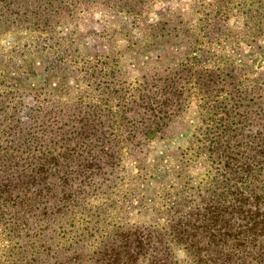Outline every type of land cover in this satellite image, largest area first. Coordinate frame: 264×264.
Returning <instances> with one entry per match:
<instances>
[{
    "label": "trees",
    "instance_id": "1",
    "mask_svg": "<svg viewBox=\"0 0 264 264\" xmlns=\"http://www.w3.org/2000/svg\"><path fill=\"white\" fill-rule=\"evenodd\" d=\"M164 1L0 0V36L30 32L50 40L52 33L93 6L127 14L133 22H140ZM236 1L238 11L245 13V22L232 31L230 41L240 35V29L256 31L249 32L257 44L242 56L246 61L238 63L234 47L225 56L227 62L212 61L207 45H196L188 50L184 61L171 68L167 64L161 74H143L135 83L126 84L119 90L122 95L117 89L123 81L100 79L86 84L95 85L99 94L115 91L121 98L115 102L117 109H132L121 119L130 129L117 126L115 132H102L104 119L98 109H109L107 100L99 103L87 92L71 101L78 110L67 103L57 104L49 92L46 100L57 105L50 111L43 107L47 102L41 104L40 92L21 99L12 91H0L2 129L10 136L7 141L15 143L5 145L7 150L0 154V182L6 180L0 190L8 182L21 184L16 191L29 198L18 212H6L9 224L19 230L20 242L6 240L2 244V261L264 264V75L252 63L264 58V0ZM149 26L154 27L152 23ZM222 31L216 30L214 37ZM205 36L212 38L208 33ZM212 57L221 59L222 54ZM113 71L104 75H115ZM125 96L127 103L122 102ZM10 105L13 110L8 112ZM171 108L177 114L190 109L187 115L191 114L198 144L195 149L177 146L170 153L172 162L165 175L173 174V180L184 182L173 184L170 177L161 186L162 192L145 199L147 190L133 193V189L147 185L148 177L160 176L156 172L163 155L159 153L168 150L156 152L155 145L158 138L170 137L166 127ZM180 125H184L183 120ZM109 136L120 141L111 144ZM10 147L17 156L8 151ZM124 159L127 166L123 169L126 164L121 166L120 161ZM181 162L192 165V182H185ZM129 178V198L112 197L121 191L118 183ZM184 184H188V191L179 189ZM127 205L134 208L136 218L126 221L121 216L115 228H108L106 223L98 229L87 221L88 209L107 212L111 208L128 209ZM80 212L83 215L78 216Z\"/></svg>",
    "mask_w": 264,
    "mask_h": 264
},
{
    "label": "rangeland",
    "instance_id": "2",
    "mask_svg": "<svg viewBox=\"0 0 264 264\" xmlns=\"http://www.w3.org/2000/svg\"><path fill=\"white\" fill-rule=\"evenodd\" d=\"M236 2V0H166L156 4L153 10L146 15V18L140 22H133L127 14L93 6L75 17L67 27L52 33L53 38L50 40H44L45 36L38 33L11 32L4 34L0 36V91H12L15 97L19 96L21 99L24 96H26L25 98L35 96V93L40 92L41 104L44 101L47 102L43 107L50 111L56 110L57 105L53 101L48 102L46 100L49 92H53L57 104L67 103L72 106V109L77 108V110L78 107H75L71 101H74L76 95L83 96L87 92L86 95L98 98L99 103L107 100L109 109H98L104 119L100 127L102 132H106V129L115 132L117 126L130 129L131 127L122 123L121 119L125 112L132 109L123 112L120 111V108L117 109L115 102L120 101L121 98L116 97L115 91L105 90L99 94L100 90L95 89V85L86 86V84H94L100 79L113 80V82L123 81L125 83L117 89L119 92L126 84L135 83L138 76L145 74L148 77L153 73L158 75L161 74L167 64L171 68L180 61H184L188 50L194 49L196 45H207L208 52L212 54V61L227 62L225 56L232 53L231 47L236 48L233 55H235L238 63L246 61V58L242 56L257 44L256 41L251 40V34L256 33V31L247 28L240 29L237 31L240 35L238 34L234 38L233 43L230 41L232 31L241 27L245 22L243 18L245 13L238 11L239 6L235 5ZM151 23L154 25L153 28L149 26ZM222 29L223 31L214 37L213 33ZM206 33L211 34L210 40L205 36ZM48 42L52 43L53 46ZM214 50L218 54H222L221 59L212 57L217 54ZM258 59L257 62H252L256 67L254 69L264 75V58H260V62ZM113 70H115V75H104L107 71L109 74H114ZM136 86L138 87V84ZM119 94L122 95V92ZM191 98L193 101L195 100V97ZM127 100L128 98L125 96L122 102L127 103ZM28 106L31 105L27 104ZM12 110L13 107L10 105L7 111L11 112ZM187 112H190V109L187 111L180 110L178 114L173 108L170 109V119L168 127H166V132L170 137L158 138L159 142L155 145L156 152L164 148L168 150L166 153H159V155H163L161 161L158 162V166L162 165L156 172L160 173V176L148 177L149 179L144 182L147 185L133 189V193L147 190L146 199L156 192H162L161 186L164 185V182H169L170 177L173 184L179 185L184 182L173 180V174L167 177L165 169L167 171L166 167L171 164L172 161L169 156L177 146L182 147V149L185 147L195 149L198 144L195 143L191 114L187 115ZM180 120H183L184 125L178 126ZM1 122L0 119V154L7 150L3 149L5 145L15 146V143L7 141L10 136L4 134ZM174 123L175 127L173 126ZM137 125L140 126L139 123ZM109 138L111 144L120 141L113 136H109ZM166 144L168 145L166 146ZM8 149L9 152L17 156L15 151H10L11 147ZM150 153L151 151L145 156ZM139 155L137 154L138 157ZM174 157H179V155L175 154ZM12 160L11 164L15 162L13 157ZM122 163L126 165L123 166ZM120 164L124 169L127 166V161L124 159L120 161ZM180 164L184 168L182 173L187 176L185 182L195 180V171L191 169L192 165L189 162H181ZM131 166L128 161V167ZM10 172L18 173L19 171L11 169ZM190 176L192 177L190 178ZM130 179L118 183L121 191L117 195L111 196L129 198L132 190ZM20 185L15 186L12 182H8V185L0 190L1 261L4 259L5 251L2 244L6 240H9L11 244L20 242L19 230L16 226L9 224L6 213L7 211L18 212L21 210L23 201L29 200V198L24 199L22 194L16 191ZM187 186L188 184H184L179 189L188 191ZM125 192V197H121ZM147 201L149 203V200ZM127 206L129 207L125 210L111 208L107 212L94 208L85 210L87 211V221L98 229L106 227V223L108 228H115L119 224L121 216H124L126 221L136 218L133 213L134 208L130 205ZM55 212L56 214L59 213L56 210ZM77 215H83V212ZM144 218L146 220L148 215H144ZM149 221L151 218L147 220V222ZM191 264L195 263L192 262Z\"/></svg>",
    "mask_w": 264,
    "mask_h": 264
}]
</instances>
